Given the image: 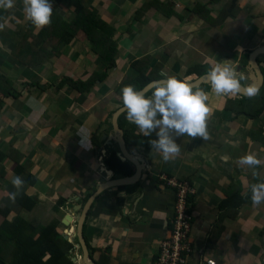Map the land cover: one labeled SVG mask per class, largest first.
<instances>
[{
    "label": "crops",
    "instance_id": "obj_1",
    "mask_svg": "<svg viewBox=\"0 0 264 264\" xmlns=\"http://www.w3.org/2000/svg\"><path fill=\"white\" fill-rule=\"evenodd\" d=\"M78 1L111 28L116 44L114 66L83 93L59 85L100 72L99 57L84 33L77 30L57 51L55 40H33L41 39L44 30L25 18L22 0L11 9L0 8V204L7 209L0 223L15 216L42 225L58 220L61 234L67 228L60 223L64 214L83 204L95 187L134 172L109 138L111 114L123 105L116 88L137 77L134 62L143 61L139 66L147 67V73L159 66L161 79L193 81L215 62L230 63L244 75L249 53L264 46V0ZM51 3L63 22L72 19V4ZM44 44L49 55L41 59ZM258 60L264 76V56ZM201 86L209 96L210 139L177 138L181 153L168 162L143 135L134 146L126 144L143 159L144 171L132 184L102 191L88 209L82 235L93 264H152L159 241L169 233L174 204L173 191L159 173L186 178L194 188L189 264H264V203L253 205L248 194L234 209L239 199L229 198L236 192L244 196L248 185L257 182L253 169L237 161L248 153L264 161V110L254 119L235 114L225 103L241 97L218 96L209 83ZM120 124L122 134L140 133L127 119ZM156 138L153 132L151 139ZM111 150L130 164V174L104 163ZM16 166L33 177L20 191L34 199L30 210L10 199L15 191L11 180L20 176L13 171ZM255 171L264 177V164ZM70 244L71 264H83L75 241Z\"/></svg>",
    "mask_w": 264,
    "mask_h": 264
},
{
    "label": "trees",
    "instance_id": "obj_2",
    "mask_svg": "<svg viewBox=\"0 0 264 264\" xmlns=\"http://www.w3.org/2000/svg\"><path fill=\"white\" fill-rule=\"evenodd\" d=\"M64 3L62 0H58ZM65 6L72 4L74 6V15L72 19L65 23L61 20L58 14H53L50 25L43 28L42 38H34L33 40H43L48 38L50 42L56 41L55 49L63 48L65 44L74 36L77 30H81L86 39L90 43L91 50L99 57L100 72H94L86 80L71 81L62 80L61 85L68 84L71 88L79 93L88 91L95 82H99L105 76L106 70L114 66V56L116 53V44L111 38V28L101 21L97 16L87 11L81 6L78 0H65ZM146 7H142L140 11ZM54 49L50 48L51 54H54ZM39 55L41 59L48 56L45 44L40 46ZM143 61H136L132 64L138 72L137 77L132 81H121L116 88L121 98V88L127 84L134 85L137 89H142L149 82L159 80L161 77L158 75L159 66L151 69L147 73V67L141 68ZM196 72V71H194ZM4 81L0 79V84ZM203 88V86H201ZM226 110L232 111L235 114H241L247 118H257L264 110V83L261 87L259 94L252 98H242V100H227L225 103ZM126 119V112H123L118 117V125L121 127L123 120ZM142 136L140 133L124 130L125 142L129 146H134L137 140ZM152 136V135H151ZM151 136L146 137L147 144ZM3 157L0 154V160ZM9 157V156H8ZM104 163L111 169L120 170L125 174H130V164L118 159L114 151L111 150L104 160ZM1 171V165H0ZM15 174H19L26 183L31 184L33 177L25 171L24 168L16 166L13 170ZM0 174H2L0 172ZM239 196L238 192L231 193L230 199L237 197L238 203L246 199V196ZM190 196L188 200L190 201ZM14 202L19 208L30 210L35 204L34 199L26 197L23 193H19ZM58 204L63 201L59 199ZM231 203V202H230ZM54 211L57 207H54ZM7 209L4 205L0 204V216L5 217ZM58 220H51L48 224L42 225L36 219L26 221L20 216L13 217L10 221H2L0 223V264H71L68 252L72 245L62 238L59 232L56 231Z\"/></svg>",
    "mask_w": 264,
    "mask_h": 264
},
{
    "label": "clouds",
    "instance_id": "obj_3",
    "mask_svg": "<svg viewBox=\"0 0 264 264\" xmlns=\"http://www.w3.org/2000/svg\"><path fill=\"white\" fill-rule=\"evenodd\" d=\"M25 18L37 29L51 23L53 5L51 0H22ZM15 0H0V8L11 9ZM4 25L0 24V30ZM226 61V60H223ZM206 81L216 95L235 96L243 92L249 98L259 94L260 88L255 83H242L244 77L237 69L227 62L211 63L206 73ZM121 100L126 111V119L134 124L140 134L149 137L155 132L156 139L149 144L162 155L165 162L176 159L180 153L179 137L210 139L208 119L211 109L207 105L208 94L199 81L191 78L168 76L163 80H153L147 89H137L132 84L121 88ZM239 165L252 168V176L257 180L248 185L253 205L264 203V177H260L255 168L264 161L253 153L245 154L237 161ZM15 191L10 199L24 188L25 181L21 176H13L11 180Z\"/></svg>",
    "mask_w": 264,
    "mask_h": 264
},
{
    "label": "water",
    "instance_id": "obj_4",
    "mask_svg": "<svg viewBox=\"0 0 264 264\" xmlns=\"http://www.w3.org/2000/svg\"><path fill=\"white\" fill-rule=\"evenodd\" d=\"M259 56H264V46L257 47L249 53L248 61H247L249 72L242 75L244 77V81H242V83L245 84L255 83L261 89L264 83V76H263L262 68L260 67L259 64V60H258ZM159 80H163V79H159ZM193 81L194 82L199 81L201 85L208 84L206 81V74L198 77ZM151 82H149L146 86H144L142 90L150 87ZM237 95L241 98H249L246 94H243V92ZM123 112L126 111L124 109V106L122 105L111 114L110 124H111L112 134L110 135L109 138L114 143H116L118 149L117 154L119 155V157L134 165L135 168L134 172L131 175L117 177V178H110L100 183L97 187H95V189L87 197V199L83 202V204L74 205L72 209L69 210V212L65 213L62 219L60 220V223L64 227H67L62 230L60 235L68 243L75 241L73 247L79 250L80 259L83 264H93L88 255L87 247L83 239L82 225L88 213V209L92 205V202L94 201L95 197H97V195L100 194L102 191L110 189L112 187L123 186L136 182L142 175V172L144 171L143 159L129 152L125 142L124 134H122V131L118 126L117 118ZM73 215L74 217H72ZM70 223H73V225H70ZM73 260L74 258H71V261Z\"/></svg>",
    "mask_w": 264,
    "mask_h": 264
},
{
    "label": "built area",
    "instance_id": "obj_5",
    "mask_svg": "<svg viewBox=\"0 0 264 264\" xmlns=\"http://www.w3.org/2000/svg\"><path fill=\"white\" fill-rule=\"evenodd\" d=\"M158 178L163 185L172 189L174 204L169 233L159 241L152 264H189L187 255L190 250L192 215L188 196L194 188L186 178L165 173H159Z\"/></svg>",
    "mask_w": 264,
    "mask_h": 264
},
{
    "label": "rangeland",
    "instance_id": "obj_6",
    "mask_svg": "<svg viewBox=\"0 0 264 264\" xmlns=\"http://www.w3.org/2000/svg\"><path fill=\"white\" fill-rule=\"evenodd\" d=\"M263 56H261V58H262Z\"/></svg>",
    "mask_w": 264,
    "mask_h": 264
}]
</instances>
